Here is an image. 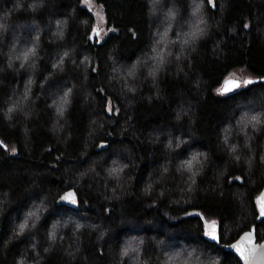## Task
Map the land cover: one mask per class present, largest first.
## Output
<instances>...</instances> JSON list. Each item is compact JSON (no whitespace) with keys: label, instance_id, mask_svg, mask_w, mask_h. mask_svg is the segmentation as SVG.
<instances>
[{"label":"trees","instance_id":"1","mask_svg":"<svg viewBox=\"0 0 264 264\" xmlns=\"http://www.w3.org/2000/svg\"><path fill=\"white\" fill-rule=\"evenodd\" d=\"M96 2L103 38L83 0H0V264H242L264 0ZM234 70L257 80L222 93Z\"/></svg>","mask_w":264,"mask_h":264},{"label":"water","instance_id":"2","mask_svg":"<svg viewBox=\"0 0 264 264\" xmlns=\"http://www.w3.org/2000/svg\"><path fill=\"white\" fill-rule=\"evenodd\" d=\"M255 80L257 79L249 77L244 80V83L247 84ZM241 84V79L227 77L223 81L220 91L222 93H228L237 89ZM0 143H3L1 139ZM4 147H6V144H4ZM256 203L259 211L258 221H261L264 219V187L257 196ZM226 249L235 253L242 264H264V239L258 241L255 225L243 232L238 239L228 244Z\"/></svg>","mask_w":264,"mask_h":264},{"label":"rangeland","instance_id":"3","mask_svg":"<svg viewBox=\"0 0 264 264\" xmlns=\"http://www.w3.org/2000/svg\"><path fill=\"white\" fill-rule=\"evenodd\" d=\"M83 2H84V5L88 6L93 11V13L95 14L96 26H95L94 32H95L96 36L99 38L105 37V35L108 33L109 29L105 23L104 12H103L102 7L96 2V0H83ZM154 16L155 15H153L152 17H154ZM152 21L155 22V24H157V22L155 21V18ZM156 29H157V31L159 30L158 28H156ZM227 77L239 78V79H241L242 83L244 84V80L246 78H249L250 75L243 72V71L234 70ZM61 200L63 202L68 203V204H72V205L76 204L75 195L72 191H67L62 196ZM204 223H205V234L208 237H211V238L213 237V235H211V233H214V235L217 234L218 222L216 219L204 217Z\"/></svg>","mask_w":264,"mask_h":264},{"label":"snow or ice","instance_id":"4","mask_svg":"<svg viewBox=\"0 0 264 264\" xmlns=\"http://www.w3.org/2000/svg\"><path fill=\"white\" fill-rule=\"evenodd\" d=\"M71 195V194H70ZM211 235H213V238L215 239V235H214V233H211ZM243 254V253H242Z\"/></svg>","mask_w":264,"mask_h":264}]
</instances>
